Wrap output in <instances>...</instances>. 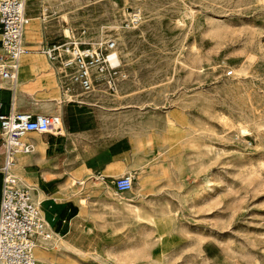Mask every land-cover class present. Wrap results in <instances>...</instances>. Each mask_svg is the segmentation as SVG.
I'll use <instances>...</instances> for the list:
<instances>
[{
  "label": "rangeland",
  "instance_id": "obj_1",
  "mask_svg": "<svg viewBox=\"0 0 264 264\" xmlns=\"http://www.w3.org/2000/svg\"><path fill=\"white\" fill-rule=\"evenodd\" d=\"M26 9L36 17L27 42L115 37L128 73L115 94L70 103L67 115L90 111L82 118L97 122L88 154L107 158L120 138L132 152L126 168L109 162L75 186L89 220L53 236L41 262L264 264V0H27ZM138 9L141 23L123 28ZM127 173L132 188L117 191Z\"/></svg>",
  "mask_w": 264,
  "mask_h": 264
},
{
  "label": "built area",
  "instance_id": "obj_2",
  "mask_svg": "<svg viewBox=\"0 0 264 264\" xmlns=\"http://www.w3.org/2000/svg\"><path fill=\"white\" fill-rule=\"evenodd\" d=\"M27 0H0V77L16 83L20 61L29 49L25 43L30 17ZM141 11L127 13L122 27L136 28ZM85 30L71 32L66 39L43 44L39 49L53 66L62 96L69 102L83 103V95L96 92L115 94L128 77L115 37L86 39ZM62 117L58 114H33L13 111L0 115V134L4 159L0 169V264H35V249L51 247L53 229L44 218L30 187L22 184L13 167L18 154L31 151L24 137L31 132L58 133ZM133 176L114 180L117 191L132 188ZM46 244H50L46 247Z\"/></svg>",
  "mask_w": 264,
  "mask_h": 264
},
{
  "label": "crops",
  "instance_id": "obj_3",
  "mask_svg": "<svg viewBox=\"0 0 264 264\" xmlns=\"http://www.w3.org/2000/svg\"><path fill=\"white\" fill-rule=\"evenodd\" d=\"M27 15L36 19L28 12ZM25 43L29 52L20 61L16 83L13 85L0 77V115L11 110L33 114L61 111L58 115L62 117V124L58 133L31 132L24 137L32 149L16 156L13 172L17 173L22 184L31 188L33 198L39 202L54 236H68L74 233L79 223L89 220L84 206L87 198L84 194L79 197L74 192L75 186L82 184L90 174L104 173L109 162H117L126 168V156L132 152V143L124 138L110 142L105 146L107 158L104 159L88 154V150L97 145L94 140L96 120L92 122L82 118L90 111L67 115L73 105L70 103L76 102L63 98L53 66L38 51L49 42L41 39L36 45L27 42L25 37ZM81 104L76 103L78 106ZM3 159L0 134V169ZM1 188L0 173V199ZM47 250L41 247L35 249V264L39 261L43 264L41 261L48 257Z\"/></svg>",
  "mask_w": 264,
  "mask_h": 264
},
{
  "label": "bare ground",
  "instance_id": "obj_4",
  "mask_svg": "<svg viewBox=\"0 0 264 264\" xmlns=\"http://www.w3.org/2000/svg\"><path fill=\"white\" fill-rule=\"evenodd\" d=\"M33 20H34V19H33V18H31V22H33ZM29 21H30V20H29ZM29 25H30V23H28V25H27V28H28V26H29ZM30 26H32V23H31V25H30ZM27 28H26V30H27ZM53 236H54V233H53ZM53 236H52V237H53ZM57 237L61 238L59 235H57Z\"/></svg>",
  "mask_w": 264,
  "mask_h": 264
}]
</instances>
